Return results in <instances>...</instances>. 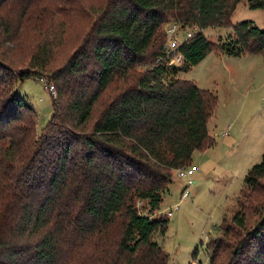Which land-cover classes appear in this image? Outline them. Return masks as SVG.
I'll return each instance as SVG.
<instances>
[{
  "label": "trees",
  "instance_id": "trees-1",
  "mask_svg": "<svg viewBox=\"0 0 264 264\" xmlns=\"http://www.w3.org/2000/svg\"><path fill=\"white\" fill-rule=\"evenodd\" d=\"M85 1L0 0V264H169L155 239L168 231L169 217L155 213L173 171L215 143L208 124L218 103L178 74L215 49L264 52V28L231 22L242 0H107L92 9L83 42L63 59L66 16ZM247 2L264 8V0ZM171 22L232 31L217 43L196 32L179 46L184 61L174 66L166 59ZM3 35L14 49L33 44L29 67L17 72L6 63ZM32 76L57 88L42 133L15 90ZM263 178L264 153L244 184L253 192ZM243 208L231 221L246 233L231 243L229 264H264V218L247 229ZM221 231L208 242L207 264L217 263L232 232L227 223Z\"/></svg>",
  "mask_w": 264,
  "mask_h": 264
},
{
  "label": "rangeland",
  "instance_id": "rangeland-1",
  "mask_svg": "<svg viewBox=\"0 0 264 264\" xmlns=\"http://www.w3.org/2000/svg\"><path fill=\"white\" fill-rule=\"evenodd\" d=\"M85 2L78 5L76 12L66 13L69 14L66 16L68 25L60 48L63 50V59L69 57L83 42L91 21L96 18L92 9L105 6L107 0ZM83 4L84 8H81ZM244 20H253L264 28V8H251L247 0L240 1L231 16V22L235 24ZM192 25H197L208 40L216 43L219 39H226L232 31V27L211 26L202 29L198 24ZM193 27L191 31L195 34L198 30ZM178 35L179 39H183L186 32L180 31ZM5 38L1 36L2 46L6 50V63L17 72L29 67L33 44L25 41L14 49L3 42ZM178 75L195 81L198 86L217 95L218 103L208 124L215 143L203 152H194L191 164H196L198 169L193 175L195 183L189 187L187 199L181 197L187 186L186 180L177 177L173 171L174 180L155 216H166L174 205L179 204V207L169 217L166 234L158 233L155 239L169 253V264H189L193 259L207 264L208 242L211 238H220L223 233L221 227L227 223L232 232L225 239L216 264H229L233 259L231 243H237L246 233L231 221L235 212L244 204L247 229L264 218V178L260 180V188L253 192L251 187L244 184L248 171L261 161L264 153V52L232 56L215 49L188 71ZM55 89L56 95H51L37 76L15 83L16 92L36 112L38 133L43 132L52 117V97L57 96ZM100 104L101 101L96 105L91 123L102 109ZM243 188L245 191L241 194ZM138 204L144 206V202Z\"/></svg>",
  "mask_w": 264,
  "mask_h": 264
},
{
  "label": "built area",
  "instance_id": "built-area-1",
  "mask_svg": "<svg viewBox=\"0 0 264 264\" xmlns=\"http://www.w3.org/2000/svg\"><path fill=\"white\" fill-rule=\"evenodd\" d=\"M194 26V27H193ZM194 30H198L197 25H188V26H182L181 24L177 22H171L166 26V34H167V62L168 65H174L179 66L182 64V61L184 60L183 53L179 50V46L189 38L193 37L194 33L191 31L192 28ZM200 30V28H199ZM198 30V31H199ZM185 31L186 36L183 39H179L178 32ZM40 81L45 83L46 88H48L51 92V95H56V89L53 84H48L47 80L44 76L39 77ZM198 169V166L196 164H189L183 167H180L175 170V173L177 177L184 178L186 180L187 186L183 189L181 193L182 199H187L190 195L189 193V187H191L195 183V179H193V175L195 174L196 170ZM179 207V204L174 205L167 213V217H171L174 213V211ZM191 264H205L202 261L198 259H193L191 261Z\"/></svg>",
  "mask_w": 264,
  "mask_h": 264
}]
</instances>
